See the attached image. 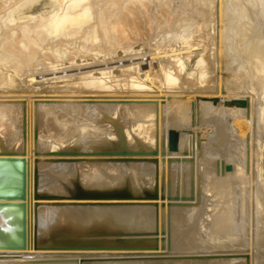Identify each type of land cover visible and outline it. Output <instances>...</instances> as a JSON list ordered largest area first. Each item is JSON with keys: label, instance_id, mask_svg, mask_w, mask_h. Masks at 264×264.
Masks as SVG:
<instances>
[{"label": "bare ground", "instance_id": "obj_1", "mask_svg": "<svg viewBox=\"0 0 264 264\" xmlns=\"http://www.w3.org/2000/svg\"><path fill=\"white\" fill-rule=\"evenodd\" d=\"M29 1H27V2H29ZM34 1H36V0H34ZM50 1L53 2L55 0H50ZM62 1L64 2V6L62 5L63 2H62V4L59 2V0H57L56 2H59L61 4V7L59 6L60 10H61L62 6H63V8H65V10L62 9L61 10L62 12L60 13L59 10H56L58 7L55 6V4H53L54 8L57 7L54 11L55 12L58 11L60 14H52V12H51V14L49 13L50 17L46 14V16H48L49 18L47 20L45 19L46 22H45V20H43L44 25L43 24L41 25L42 27L44 26V28L46 26V28L48 29V30L46 29L48 34L52 33V34H50V38H51V35H53V34H54L53 35L54 39H55V35H58L59 37H62V38L64 37V39H65L66 37H69V36H71V37L73 36V38H74L75 35L79 34V35H81L80 37L85 38V41L89 38L91 40H93L95 38L94 37L95 34L93 31L95 29H97V30H95L96 32L99 30L100 34H98V33L97 34L102 37L101 42H96L93 40L92 41L93 43L89 41L90 42L89 45L87 42H84L82 40L84 38H82V39L77 38L78 36L76 37V39L74 38L75 40L80 39L79 42L77 41L80 44V46H79V44H77L79 47H81L82 43H84L83 45H85V46H82V48L87 47V50L85 49L86 51H84L83 54H80L81 53L80 51H78L79 54L75 53L76 50H74V49L77 48V50H79L77 45H76V47L71 45L73 47L72 50L74 52L72 50H70V51H72V53H70V54L68 53V51H69L68 49H67L66 54H65V52L61 51L64 53V55H63L64 58H62L63 56H62V53L60 52V50H61V47L59 48L60 45L58 46V48L60 50H58V48H56L57 49L56 51L54 50L55 52H58L57 55H59V53H61L60 55L62 57H60V56H58V57L63 59L62 60L63 69L62 68L61 69L63 70V74L65 77L64 79H66L65 81L62 79L63 83L66 86L65 87L66 90L64 89L65 94L63 97H66L69 100L71 99L72 103L74 102V104L72 106L73 109L74 108L77 109V105L79 104L80 107H78V109L81 110L82 109L81 105H83V107H84V102L78 101V99L80 97L77 95L78 92H75V90L77 89V86L78 87L80 86V88H84V91H87L88 93L89 92L93 93V94H95L96 97L98 96L99 101L102 102V104H100V105H107L109 102H110L109 104L112 105V103L114 102L116 105V107L114 106L115 108H118V110H119V108H121L120 109L121 113L119 112L120 110L118 111L116 109V114H122L125 111V110L123 111V108H122L124 106V104H123L124 102L122 101L123 103H121L120 102L121 100L120 101L117 100V99L122 98V96L120 98L118 96L123 95L124 96L123 100H124V98L126 99V97H127L128 101L126 100V102L128 103L129 106L125 105L124 108L127 110L126 107H131V108H128V110L130 109V112H129L130 114L128 116V118H129L128 120L130 121L129 123H133L132 121H134V119L137 117H139L142 120V122H139L140 120H138L139 119L138 118L137 119L138 122L136 120L133 123L135 127L132 126V124L130 125L132 128L134 127L135 131L137 132L136 135H138V142L139 141L141 142V140H142L143 143L141 142L140 144L142 146L146 145L147 149L148 148L150 150L153 149V151H155V154L158 152V150L160 152H158V154L156 155L157 159H156L154 165L152 163H145L148 160L142 161V162H139L138 159H137L138 162L132 161V160L128 161L129 167L135 173L136 180H135V178L131 179L129 177L127 178L125 176L120 175L119 172L122 170L121 168L115 167L114 170H113V166H112V168H110L109 162H106L107 160H109V159H107L108 153L99 152L97 149H96V151H97L96 153L99 152L101 154L98 153L99 155L96 156L95 159L93 158L94 162L91 159L92 154L91 155L89 154L90 156L88 155L89 162L90 161L92 162V165L90 163V166L86 165V163H85V161H87V164H89L88 160L84 157L87 154L86 155L82 154L83 155V158H82L81 154L79 153V156H81L80 158L86 159L85 161L83 160V162L85 163V166L84 165L80 166L82 161L79 162L80 163L79 166H80V168L81 167L86 168V166H87V168L89 167L88 169L86 168V170H84L83 168L80 169L79 167H76V165L78 164V161L76 159H79V158H76V157H79L78 153H77L78 150H76V154L73 153V152H75L74 150H73V152L71 151L72 149L70 150L71 153L69 151L66 152V154H65L66 156H64V157L67 160L65 162L57 164V165L54 164L57 167L55 170L52 168V165L51 166L48 165V163L52 159V157H50V160L48 159L49 157L45 158V159L49 160L48 163L46 162L47 164H45V166L46 165H48V166H46L45 168L48 167L50 169V170L47 169L48 171H51V168H52L53 171H51V172H53V173L50 174L51 172L50 173L48 172L44 175L40 174L41 176L40 175L39 176L33 175V176H31L32 178L29 177V179L37 178V180L43 181V183L40 181L36 182L35 188H38V186H39V190L42 191V189H43L42 192L44 193V195L43 194L41 195L42 196V199H41L40 195L37 196L36 194L35 195L33 194L34 196H32V197H35V200H34V198H32L30 196L27 197L28 198L27 202H29L30 205L32 204L31 207L32 206L35 207L38 204H41V206L46 207V208H44L45 212L44 213H38L40 211L37 210V213H38L37 214L36 209H35V215L34 216H35L36 220H34V219L31 221L26 220L29 223L28 225H26V227L29 228L28 229V231H29L28 235L30 237L26 239L25 247L18 248V249L0 250L1 251L0 252V264H181V262L184 264H193V261H187L186 262L183 260H178V259L176 260L177 256L173 255L172 252L174 253L176 250V254L178 251V255H179V252H180L179 250H182V252H184L186 249H188V251H189V249L190 250L191 249L192 250L201 249L203 251L204 250L207 251V249H209V250L213 251L214 249L218 248V246H217L218 244L223 245L224 250H226V248L229 247L230 245L234 246V247L230 246V248H232V250H235V249H233L235 247L237 249L238 246H240L238 249L242 250L244 248V246H246L245 244H248L249 249H248L247 253L245 252V254L240 253V254L230 255L231 258L230 257H227V258L222 257L219 259H212L213 257H211V254L208 257V254L206 253L207 255L206 254L202 255V256H204L202 258L204 262L200 261L202 264H210L211 262L212 263L215 262V260H216L217 264H264V189H262L264 187H263V185L261 186L258 183V181L264 180V170H262V169H264V164H261L262 167L260 169L259 174H257L258 175L257 178L255 177L256 175H255V171L253 169L255 167V166L253 167V163H255V161H257V159L259 158L258 155L260 156L261 154L260 153L256 154V152L253 151L251 148L248 150L247 146L249 145V142H248L247 146L243 142L242 149H240L238 151H235V149H232L229 147L227 148V146L224 147L225 146L224 137H227L228 133L231 132V135H232V133H234L235 138H236L235 141L237 142V140H241L242 138H244L246 136V134H248L250 132V128L252 125L254 126V127L253 126L252 127L255 128V131L258 130L257 129L258 127L260 128L259 129L260 131L259 130L256 131L257 132L256 135H258V137L261 138L260 141L262 139L264 140V121L262 119L264 117V105H262V103L264 102V93H263V90H264V44L260 43L259 41L258 42L255 41V42L249 44V45H251L250 51H251V54H253L254 64H255V66H254V64L251 63L253 68L250 67L251 65H249V67L253 70L255 67L254 72H253V70L251 72V69L248 70L249 68L247 69V65L249 64L248 62L245 61L247 63V65H245L246 63L243 64L244 61L242 60L243 62L242 61L240 62L236 58V56L238 57V55H235L237 53V51L241 52L240 50L237 49V48H239V43L237 41L238 40L237 38H239L241 35H246L249 33V29H247V23L248 22L246 23L243 20H240V22L239 21L237 22L238 14L240 12H241L240 14L243 13L245 15V16L243 15L244 19L248 15H252V16H256V17L258 16L259 18H261V17L264 18V0H248L247 2L249 4V9L246 11H245V9L243 10V4L247 3L244 0H243L244 3L242 2V0H184V1L181 0V3H183V6H184V8H182L183 11H187V13H188V11L193 12L192 15L190 14L191 12H189L190 16L187 14H184V16L185 15L188 16V17H186L188 22L187 21L186 22L189 23V25L192 22V24L190 25L192 27L187 25L185 20H182L181 18L177 19L179 14H177L178 16L175 14H174L175 16H173V17L177 16L176 17L177 20H179V21L182 20L183 22L186 23V24L184 23V25H183L184 27L187 26L186 30L183 26H181V27H183L184 30L187 31V33L189 30H190V32H192L193 30L196 31V30H201L202 27L204 28L205 24L207 25V23H205L206 22L205 20L211 19V20H213V22H215V26L217 25V27L212 28V24L208 25V27H209L208 31H210L208 33L214 34V32L216 31V33H218L219 35L224 34L223 36L226 37L228 42L226 43V45L224 44V46L223 45H221V46L218 45V46L224 47V49L222 48L223 50L228 49V46L231 48V50L232 49H234V51L236 50L235 54H232V56L235 55L233 59H234V61L235 60H237V61L234 62L232 60L233 61L232 63L235 64L239 61V63H237V64H239V66L237 67V64L235 66L238 69L235 68L234 71L236 73V70L240 69L241 72H239L240 70L237 71V73L239 72L240 74L238 73L239 75L236 77H241L243 79V81L247 84V86H249L246 88L242 87V91L244 93L241 91V89L239 90L238 87H236L237 86L236 85L237 83H235L236 81L231 80V79H227L225 77V74H224L225 72L223 73L221 70L217 73L216 70H215L216 71L215 72L213 69H211V67L209 65L211 64V66H212L213 63L210 61H209L210 64H208L209 62L206 61V63L208 64L207 66H209V69H211V71L213 70L215 73L208 70V67L206 68V66L204 65V63H205L204 61L208 58L210 59V57L206 58L208 55L207 56L205 55L204 57L206 59H203L204 61L201 60L204 57L200 56L198 58V56L196 55L197 51H194L197 49L196 48L192 49L193 48V46H191L192 44H190L191 47L189 46V44H187L186 47L182 48L179 52V54L181 55V58L183 60H185V62L187 61L186 62L187 64L185 63L183 65H185L186 67H187V65L189 67L192 65L193 66L192 68L194 69L193 71L195 74L196 73L195 67L200 66L198 64L203 63V65L205 67H203V65H202V66H200V68L203 67L205 70L207 69V72L214 73L213 76H211L212 74H209L206 72L205 76H207V74H208V76H210V77L203 78V80L201 78L198 79L199 78V75L197 74L198 72L196 73L197 74L196 76H198V78H196V76L193 77V76H191L192 71L189 72V73H191L189 75L187 73V71H190L191 68H189V69L187 68V70H183V71H186L187 75H185L186 73L184 72L185 74L184 73L183 74L185 76L184 75L182 76V77H185L186 79L181 78L182 80L184 79V81H183V83H179L181 81L179 78L180 72L178 70H179V68H181L183 66L181 65V67H179V68L177 66L180 63L179 62L177 63V61H176L177 53L175 52L174 45L172 44V39H168V41H169L168 42L169 47L167 46L168 48L166 47L167 40H166V42L163 41L165 43V47L167 50L163 49L164 44L161 45L162 46L161 48L166 51V56L168 57L167 59H169V60H165V62L162 60L164 63H158L157 62V64H156L155 59H153L155 61V62H152L153 64L149 63L148 61H147L148 63L147 62L143 63L142 62L143 57L141 58L142 61L137 60L138 54H140L141 50H142V49L140 50V48L138 49V47H141V46L137 47V45H138L137 41L139 40L138 43H140L141 40L144 39V41L142 43V47L145 46L148 49L150 46L154 45V43L151 42V41H153L152 29L155 26L157 28L158 23L161 20H163V19H159V16L161 15L164 17L165 16L164 14L167 11H168V15L166 14L167 17L171 14V12H169L170 10L165 9L166 12H165V10H163L164 8H168L167 3L164 4V2H163V5L160 6L162 3L161 0H62ZM156 1H160L161 3L158 4V3H156ZM163 1H167V0H163ZM169 1H171V4ZM169 1H167V2L170 5L169 6L170 9H171V6L173 5V3L177 2V3H179L178 5L181 4L179 2V0H175V1L173 0L174 1L173 3H172V0H169ZM202 2H204V3H202ZM155 3L160 6V9H157L154 7V6H156ZM23 4H24V2H23ZM5 5H3V3L0 0V11L4 10ZM164 5L167 7H165ZM176 6H173V7H176ZM181 6H182V4L180 5L179 8H181ZM194 6H196L197 9ZM201 7L205 8L206 10H209V16L211 15L212 17L210 16L209 18H207V16H206V18H207L206 19L204 16L205 15L204 13H206V12H203L200 9ZM161 8H163V9H161ZM247 8H248V6H247ZM177 9H178V6H177V8L174 9V10H176L175 12H178V10L180 11V9H178V10ZM182 9L179 12V13H181L180 17L183 16L182 15V12H183ZM184 9H186V10H184ZM172 12H173V10H172ZM175 12H173V13H175ZM30 13L31 12L29 11V14ZM21 14L22 13H20V15ZM1 16H3V14ZM24 16H25V14L23 13L22 19ZM216 16H217V18H216ZM218 16H222V18H224L222 20H227V22H229L228 23L229 25L228 24H227L228 26L225 25L227 23L225 21H224L225 22L224 24L221 23L222 20H220L219 23L223 24V27L219 28L220 26L218 27V24H219L218 23V20H219ZM200 17H201V19H202V17H203V19L205 18V20L204 21L201 20ZM171 18H172V16H171ZM255 18H253V21ZM259 18H258V21H259ZM8 19H11V18H8ZM183 19H185V18H183ZM248 20H250V19H248ZM10 21H12V19ZM172 21L174 22L173 18H172ZM179 21H177L179 23L178 25L181 24V22H179ZM21 22H20V24L18 22L17 23L18 26H16V27H14V25L12 27V25H4V23H0V86H2V85L4 86V87H2L4 89L1 90L2 93L0 92V137H1V139L4 138V140H5V138H8V136L11 137V134L7 135V133L11 132V130H13L14 125L11 124L15 121V120H13V122L11 121L12 115L14 114L13 112H15V110L19 111L18 108H20V106L22 108L23 105H24L23 109L25 108V105H27L26 109H24L25 111L23 109H20L21 111L22 110L24 111V114H26L25 112H27L28 109H31V106L29 107V105H31L33 102H31V104H29V105L24 103V102L27 99L28 100L30 99V101L34 100L35 97L37 96V94H36V96L34 95L35 90L34 91H32V90L34 89V86L36 85L35 79L38 80V78L36 76H35L36 78L34 77L33 73H32L33 77H34L33 81H30L32 78L31 79L29 78L30 80H27V78L24 75H22V76H24V78H26L25 80H27L28 90L16 89V91H14L15 89L13 90V88H12L13 86L8 87V90L7 89L5 90V87H6L5 85L9 86L10 82L13 83V80L12 81L9 80L10 82L8 83L7 82L8 79H7V81L6 80L4 81L2 79L3 78L2 75H4V74H2V72L6 68V66H4V65L7 64L10 68H13L10 66L11 64L14 67H16V65H17V67H16L17 70L19 69V67H21L22 69L24 68V70L30 69L31 71H33L35 73V75L39 76V79H42L41 77H43V76L49 77V74H48V76H46V74L48 72V70H47L48 68L46 66L52 65V63H50V62H48V63H50V65L47 64V62L44 60L45 58H47V57L43 56L46 53V51L42 55V53H43L42 48L45 46L44 43H46V45L52 44V42H49V43L46 42L45 39L47 37H45L46 36L45 34H44V37H42L45 30H44V32H43V30H41L43 32L41 35L40 29H38L41 27V26L39 27L40 24L36 23V25H35L33 23L34 24L33 25V24H31V21H30V23H28V22L27 23L26 22L21 23ZM32 22H34V21H32ZM64 22H65V24H64ZM177 22L175 20V24L173 23V25L176 26ZM262 22H263V20H262ZM40 23H41V21H40ZM250 23L252 24V28H253V26H254L253 22L250 21ZM250 23H248V24H250ZM259 23H261V21ZM257 25L258 24H256V26H255L256 28H257ZM225 26L229 28V30L226 29L227 32H225V30H224L226 28ZM259 27L261 28V26L258 25V28ZM173 28L175 29L174 26H173ZM177 28H179V26H177ZM191 29H192V31H191ZM259 29H257V30L260 31L261 29L260 30ZM153 30H156V29H153ZM211 30H215V31L211 32ZM195 31H193V32H195ZM221 32H223V33H221ZM197 33H199V31ZM197 33H196V35H197ZM260 33H261V31H260ZM263 33H261V34H263ZM36 34H37V36H36ZM60 34H61V36H60ZM111 34H114L116 36V38H113L112 36H114V35H111ZM184 35L186 36L188 34L184 33ZM35 36H36V38L37 37L40 38L39 40H41V41L38 42V39L34 40ZM161 36H163V35H161ZM71 37L69 39L72 41ZM193 37L195 38V36H193ZM225 37H223V38H225ZM41 38L44 39L43 40L44 43H42L43 41ZM62 38H61V40H60V38H58L60 40V42L62 41ZM174 38H173V40H174ZM177 38H175V41ZM48 39L49 38H47V41H48ZM52 39H50V41H52ZM58 39H57V41L59 43ZM226 39H225V41H227ZM98 40L100 41V39H98ZM198 40L199 39H196V42ZM210 40H212V39H210ZM210 40L208 41L207 44H209ZM262 40L264 41V35H263ZM262 40H261V42H262ZM34 41H36V42H34ZM55 41L56 40H53V42H55ZM57 41H56V43H57ZM67 41H68V38H66V43L71 42V41H68V42ZM161 41H162V39H161ZM205 41H206V39L205 40L203 39V42L200 41V43L202 42L200 45L203 44L202 47L204 46ZM37 42L38 43L41 42L43 47L38 45ZM80 42H82V43H80ZM35 43H37V44L35 45ZM62 43H60V44H62ZM72 43L74 44L76 42L73 41ZM86 43H87V45H86ZM151 43H152V45H150ZM158 43L161 44V42H158ZM37 45L40 46L41 48H38ZM53 45L55 46V43H53ZM67 45H69V44H67ZM205 45H206V43H205ZM71 46H69V47H71ZM62 47L65 48V45ZM145 47H143V48L145 49ZM157 47H160V46H157ZM202 47H201V50H202ZM244 47H246V46H244ZM247 47H249V46H247ZM250 47H249V49H250ZM147 48H146V51H147ZM242 48H243V46H242ZM40 49H41L42 53L40 52ZM128 49L129 50H135L133 52V54L135 56L134 58L131 57L132 54L128 55V52H127ZM154 49L155 48H153V50L152 49H149V50L154 51ZM213 49H214V47H213ZM222 49H218L216 51L213 50V52H217V51L220 52V50L222 52L223 51ZM239 49H241V48H239ZM249 49L246 50V52L247 51L250 52ZM156 50H157V48H156ZM158 51H160L159 52L160 55L163 54L161 52V50H157V51H154V52H157L156 55L158 54ZM165 51H163L164 54H165ZM225 51H227V50H225ZM234 51L232 50L231 52L234 53ZM242 51H243V53H246L244 50H242ZM149 52L151 53V51H149ZM223 53H225V52H223ZM223 53H221V54L223 55ZM54 54H56V53H54ZM164 54L162 55L163 57H164ZM227 54H228V52H227ZM227 54H224V55L226 56ZM239 54L241 56L242 53H239ZM153 55L156 56L155 54H152V53L150 55L148 53V56H147V52L145 53L146 58L151 56V57H149L151 59L153 57ZM158 55L156 57L160 58L161 56H158ZM224 55H223V57H225ZM244 55L245 54H243V56ZM217 56H221V55L218 53V55H216V58H217ZM114 57H116V59ZM212 57L213 56H211V58ZM251 57H252V55H251ZM3 59L8 60L10 62V65L8 64V61H7V63L3 62V61H5ZM50 59H52V56ZM53 59H55V58H53ZM138 59H140V57ZM150 59H149V61H150ZM163 59H165V58H163ZM59 61H61V60L59 59ZM166 61H168V62H166ZM171 61L172 62L176 61L175 63L177 65H174ZM56 63H57V61H56ZM56 63H54V65ZM57 65L58 64H56V66ZM52 66H51V68L50 67L49 68L52 69ZM60 67L56 68V69H58V72H59ZM184 67H183V69H186ZM3 68H4V70H3ZM203 68H202V70H203ZM52 71H56V70L53 68ZM52 71H50L49 73H52ZM180 71H182V70H180ZM198 71L200 74L201 71L199 69H198ZM23 72L21 71V73H23ZM11 73H14V72L11 71ZM27 73L29 74L30 72L28 71ZM32 74H30L29 76H31ZM59 74H60V77L63 76L61 72H59ZM25 75L27 76V74H25ZM16 76H17V74H16ZM53 76H51L52 80L50 78L49 79L45 78V80L48 79V81H46V82H49V80H50L49 83H51L54 80ZM202 76H203V74H202ZM7 77H9V76H7ZM200 77H201V75H200ZM17 78H19V80H20V77H17ZM55 78H56V76H55ZM21 80H22V78H21ZM42 80H43V82L45 81L44 77ZM42 80H41V82H42ZM252 81H253V83H251ZM41 82L37 81V84L41 83ZM187 83L192 85V87L188 88ZM233 84H235V85H233ZM49 85H52V84H49ZM59 87H61V86H59ZM201 88L205 91H202ZM56 89H58V88H56ZM60 89L61 88H59V90ZM120 89H123V92L121 91L122 94L118 95V93H119L118 91H120ZM54 90L55 89H53V91ZM63 91H60V92H63ZM80 91H82V90H80ZM198 91H202L203 93L205 92L204 96H203L202 92L197 93ZM193 92H195V93H193ZM239 92H241L242 94H239ZM52 93L53 92H51V94ZM58 93L59 92H57V96L61 97L62 94L58 95ZM82 93H83V91H82ZM31 94L33 96H30ZM185 94H193V97H195L194 100H191L190 102L189 101H182L181 100L182 96ZM200 94H202V95H200ZM220 94H222V96ZM243 94H244V98H243ZM246 95H247V97H245ZM95 96L93 97V100L96 99ZM225 96L228 99H230L229 100L230 102H228V103L225 102V101H228V100H225ZM42 97H40V98H42ZM55 97H56V95H55ZM60 97H59V99H60ZM222 97H224V98H222ZM31 98H34V99H31ZM36 98L39 99V97H36ZM52 98H53V96H52ZM38 99H36L37 102L39 101L38 102L39 106L37 105L38 107L42 106L43 104H45L48 101L50 102V100H52V101L56 100V98L55 99L54 98L53 99L48 98L49 100L46 99L48 101H45V103H44L43 101L45 99H43V101H42L43 103H42L41 99L40 100H38ZM90 99L91 98H89V100ZM60 100H62V102ZM60 100H56V102L60 101L59 102V103H61L60 105H62L63 103L66 102V100H65V102H63L64 98L63 99L61 98ZM87 100L88 99L86 98L85 101H87ZM210 100L216 103L215 105L213 104L216 109L221 107L223 109V112L225 109L224 116L226 115L225 118H227V121L224 120L226 122V124L225 123L224 124L229 129L225 133H224L225 128H224V130L221 128V125H223V123L220 125V127H216V125H215V127L213 126V128L210 129V131L208 130L209 132H207V129L209 128V126L211 127L213 124H216V122H214L213 119L216 118V116H217L214 112L215 108L213 110L212 109L213 107L212 108L209 107V106H211ZM222 100H225V101H222ZM52 101H51V104H52ZM81 101H82V99H81ZM90 101H92V100H90ZM99 101H97V102H99ZM103 101L106 102V104L103 103ZM40 102L42 103V105H40ZM92 102L94 103L96 101H92ZM101 102H99V103H101ZM118 102H120V104H123V105L122 106L118 105ZM231 102L232 103L234 102V103L231 104ZM75 103H77V104H75ZM80 103H83V104H80ZM96 103H94V104H96ZM54 104H53V106L52 105H50V106H52V108H53V107H55ZM32 105H34V103ZM64 105L66 106V104H64ZM64 105H62V106H64ZM67 105H69V107H67V108H69V110L71 111L72 109L70 108V102H68ZM97 105L99 106L98 103H97ZM117 105L120 107H118ZM188 105H190L191 109L193 108L192 110H194L193 111L194 115L199 118V119L197 118L199 120L198 121L199 124L198 125L195 124V126H198V129H201V130L206 129L207 138H206L205 134H203L205 136V139H206V140L204 139L205 141L204 140L203 141L213 143L210 146L207 145L206 151H204V149H201L202 153H203V151L205 152V154L204 153L202 154L200 152L204 156L203 158H201L202 155H201V157L198 154L195 155L196 151L199 149V148H195L196 146L192 147L193 148L192 150H191V147L189 149H185V152L187 154L189 152L193 151L194 155L193 154L192 155L195 156L194 160L199 157V159H198L199 163L201 165L206 164V168L204 167L205 170H203V172H201L202 170H200V167H202L204 165L200 166V164L198 163L197 160H196V162H194L195 164H193L192 161L187 163L186 158L183 157L184 152H182V146L185 144L184 143L185 139H186L185 136L189 132L187 134H185V133L181 132L185 128L182 130L181 126L178 129L175 127V126H178V125H176V123H179V121H178L179 119H177V118H179L180 116L178 115L179 116L178 117L176 114H174V112L179 110V112H181V114L183 113V115H185L188 112L190 115L191 113H190V108L188 107ZM217 105H218V107H217ZM43 106L44 107L48 106L46 108L48 110L49 109L52 110V112L50 110L48 112L47 109H45ZM43 106L42 107L46 110V112H48L49 115H51L55 112L54 109H57L56 108L57 105L53 109L49 108L50 107L49 104L48 105L45 104ZM107 106H108V108L110 107L109 105H107ZM34 107L36 109H38V107H36L34 105L32 110L34 109ZM64 107H61V106L59 107V104H58V108H61V111L59 113L63 112L62 108H64ZM102 107L104 108V106H102ZM111 107H113V106H111ZM114 107H113V109H114ZM43 108L42 109H41V107L39 108V109H41V112H40L41 114H39V112H37L38 110L37 111H36V109L34 110V112L38 113L37 114L38 117H39V115H41V117H42L44 115V113H46V112L43 113V111H42V110H44ZM221 108H220V110H222ZM76 109H74V110L76 111ZM105 109H107V108H105ZM109 110H111V108ZM21 111H19V112H21ZM107 111H108V109H107ZM127 111H125V112H127ZM209 111H212L211 115H213V113L215 114L214 115L215 117L214 118L212 117L213 119L211 117L208 118ZM232 111L234 113H231ZM16 112L14 115L19 114ZM42 113H43V115H42ZM21 114H22V112H21ZM75 114H77V113H75ZM217 114H218V116L219 115L221 116V112L217 113ZM122 115H124V114H122ZM173 115H176V116H173ZM211 115L209 114V116H211ZM17 116H19V115H17ZM24 116L26 117V115H24ZM55 116H53V117H55ZM63 116H61V117H63ZM124 116L126 117V115H124ZM14 117L15 116H13V119H16V118L18 119V117H15V118ZM49 117H52V116H49ZM56 117H58V116H56ZM185 117H184V119H185ZM222 117H223V115H222ZM19 118H20V116H19ZM45 118H46V116H45ZM258 118H261V119H259L260 121L257 122L258 126H256L257 123L255 122V120H258ZM20 119H18L19 122H20ZM33 119H35V118L33 117ZM46 119L48 121L50 120V123L48 122L50 125H51V123L53 124L54 121H56V119L54 120V118H52V119L46 118ZM40 120H41V118L39 119V121ZM58 120L56 123H58ZM60 120H62V119H60ZM193 120H195V119L193 118L192 121ZM200 120H202V122ZM221 120H223V119L221 118ZM17 121H15V123H17ZM181 121L183 124L184 121L183 120H181ZM187 121H188V118H187ZM190 121H188V122L190 123ZM252 121H254V123ZM66 122H68V121L66 120ZM45 123H46V121H45ZM210 123H212V124H210ZM217 123H219V122H217ZM49 124H47V126ZM28 125H29V123H28ZM95 125H97V124H95ZM179 125H181V124H179ZM186 125L184 127H186ZM191 125H192V123H191ZM56 126L57 125H55V127ZM59 126H60V124H59ZM64 126H62V127H64ZM217 126H218V124H217ZM29 127H30V125H29ZM96 127H100V126H96ZM71 129L73 130V127L70 128V131H71ZM98 129L101 130V128H98ZM55 130H53L51 133H53ZM106 130H107V128H106ZM178 130H180V131H178ZM252 130H254V129H252ZM68 131H69V129H67V131L65 132L66 134L64 133L63 135H66V137H68V138L70 137V134L72 135L74 133L73 135H75L76 130H74V132L70 133V134ZM80 131H82V129ZM80 131H78V133H77L78 136L80 135L79 134ZM96 131L97 130H95L94 134L96 133ZM135 131H134V133H136ZM59 132L62 133L61 131H59ZM193 132L196 133V131H193ZM60 133H59V135H60ZM67 133L69 134V136H67ZM199 133L200 132H198V134ZM4 134H6V135H4ZM54 134H56V133H54ZM54 134H52V135L54 136ZM81 134H83V133H81ZM193 134L192 135L190 134V136L195 135V134L194 135ZM2 135L5 137H3ZM13 135H15V134H13ZM13 135H12V137H13ZM59 135H57V136H59ZM73 135H72V137H73ZM199 135H200V137L203 136L201 134H199ZM91 136H93V135H91ZM198 136H197V138H198ZM139 137L141 139H139ZM195 137H196V135H195ZM229 137H231V136H229ZM256 137L254 136V138H256ZM35 138H37V136ZM125 138H126V136H125ZM201 138L203 139V137H201ZM201 138H199V140H202ZM248 138H249V136H248ZM9 139L10 138H8V140L6 139L5 141L9 142ZM39 139H40V137H39ZM51 139H52V137H51ZM56 139H59V138H56ZM79 139H81L79 142L83 141V139L81 137ZM60 140H57V142H59ZM196 140L197 139H195V141ZM226 140H228V139H226ZM13 141H11V142H13ZM33 141H35V140H33ZM61 141H60V143H61ZM68 141H69V139H68ZM232 141L233 142H231L232 144H230V145L233 146V148H234V146H235L234 144L236 142L234 140H232ZM255 141H256V139H255ZM260 141H257L258 144H260ZM14 142L12 143V144H15L13 146H11L12 144L9 142L11 147L9 146L8 148L12 149V148L16 147V141H14ZM55 142H56V140H55ZM200 142L201 141H199V144H200ZM204 142H201V144ZM9 143H7V144H9ZM17 144H18V140H17ZM24 144H25V142H24ZM53 144L50 143V145L54 146ZM1 145H2V143H1ZM18 145L16 148H14L15 151H18V150L21 151L20 149H22L21 153H24L26 151L24 153V155H26V153L29 152L28 156L32 154L35 157V155H36L35 153L37 151L38 152L40 151V149L38 148L40 146L38 144H37L38 147L36 146L37 148L31 147V146H34L33 144H30L31 146L26 144V145H24V148H23V147H21L22 146V144H21V146H19V147H21L20 149H18ZM50 145H49V147H50ZM194 145H196V144H194ZM4 146L5 145H3V147ZM238 146H240V145H238ZM3 147H2V149H4ZM27 147L32 148V149L29 150ZM54 147H56V146H54ZM144 148H145V146H144ZM155 148L156 149L159 148V149L156 151ZM263 148H264V146H263ZM0 149H1V147H0ZM34 149H37V151L36 150H35L36 152L33 151ZM149 149H148V151H149ZM9 151H11V150H9ZM15 151L12 153L11 152H8V153L15 154ZM44 151H45V148H44ZM38 152H37V154H38ZM47 152H48V149H47ZM94 152L95 151L93 150V152H90V153L94 154ZM8 153L4 152V153H2V155L8 154ZM16 153H18V152H16ZM21 153L20 154L18 153V155H20V156H18L16 154H15V156H17V158H19V157H21L22 159L25 158V156H23ZM41 153H40V156L42 157ZM263 153H264V151H263ZM42 154H45V153L43 152ZM72 154H74V158H76L75 160L73 159ZM53 155H51V153L50 154L48 153V156H53ZM7 156L9 158L10 155L8 154V155H6V157ZM40 156H38V157H40ZM44 156H46V155H44ZM147 156H148V154H147ZM2 157H4V156H2ZM31 157L34 158L33 156H31ZM112 157H113V159H115L114 156H112ZM222 157L224 158L223 162L220 161L221 160L220 158H222ZM14 158L12 157V159H10V158L9 159H10V161H13ZM17 158H15V159L17 160ZM21 158H19V159H21ZM98 158H101V159L98 160ZM200 158L205 163H201ZM1 159H3V158H0V161H2ZM36 159H37V157H36ZM42 159L43 158H41V162H42ZM154 159H155V157H154ZM6 160L7 159H5V161ZM38 160H40V158H38L36 161L38 162ZM10 161H9V163H10ZM30 161H31V159H30ZM36 161H35V163H36ZM79 161H80V159H79ZM32 162H31V164L33 165L34 162L33 163ZM41 162H40V164H41ZM116 162L117 161H115V163ZM13 163H14V161H13ZM27 163H30V162H27ZM27 163H26V165L28 166L29 164H27ZM44 163H45V161H44ZM225 163H227V165L230 163V165H228V166L226 165V167H225L224 166ZM38 164H39V162H38ZM50 164H52V162ZM126 164H127V162H126ZM160 164H161V166H160ZM32 165H30V166H32ZM54 165H53V167L55 168ZM42 166L44 167L43 163H42ZM229 166H231V167H229ZM32 167H35V164ZM151 167H153V168L158 167V170H159V174L156 176L155 180H153L151 178L150 174L148 175L149 177H147V179L149 178L147 181H149L150 186L153 187V199L155 201L152 199H149V198H147V199L143 198V195H144L143 191L146 192L147 189L145 187L139 185V183L137 181L139 173L141 171L142 172L143 171H149L150 169H152ZM188 167H189L190 171L186 170ZM27 168L28 167H26L25 169L23 168L24 173H26V174L29 172V171L28 172L25 171V170H27ZM63 168L68 169L69 172L70 173L72 172V174H73L72 183H71L72 185L69 183L71 186H69L68 190L65 189L64 185L60 182L62 180V177L65 178V176H66V175H63L60 173V170ZM77 168H79L80 171H82V169H83L84 172L82 174H79L81 172L77 171ZM174 168L179 169V171L178 172L174 171L175 170ZM225 168H227V169H225ZM229 168L231 170H229ZM183 169H185L184 173L185 174L187 173L186 174L187 176L184 175L185 177H183V175H182ZM28 170H29V168H28ZM47 170H45V171H47ZM87 170H88V172H86ZM255 170H257V169H255ZM0 171H2V170L0 169ZM215 171L217 172L216 174H215ZM2 172L5 174V171H2ZM2 172H1V175H4V174H2ZM9 172L8 173L11 175V174L15 173L16 171L15 172L9 171ZM199 172L201 173L199 176L201 178L198 177L199 180L197 181V183L194 185H193V183L192 184L188 183V185L191 188L183 189V187L181 186V185H183V183L178 186V183L180 180H182V177L186 178V177H189L190 175L196 176ZM6 173H7V171H6ZM249 173H251L252 176L255 177L254 179H258V178H260V179L258 181L252 179V181L248 185L247 184L242 185V181L244 179H246V177ZM58 174H59V179H57L58 180L57 181V180L53 179V177L55 176L58 178ZM13 175H11V176H13ZM19 175L20 174H18V173L16 174V176H19ZM22 175L25 176V174H22ZM29 176H30V174H29ZM0 177H2V176H0ZM5 177H7V176H5ZM4 178H3V180H4ZM60 178H61V180H60ZM53 180L58 182V184L55 183V181H53ZM160 180H161V182L159 183ZM27 181L28 180H26V184L28 183ZM52 181L55 183V186L52 185L53 183L50 184ZM31 182H33V181H31ZM31 182L29 181V183H31ZM2 183H4V185L6 187L5 182H2ZM8 183H9V181H8ZM37 183H39V184H37ZM40 183L45 184V185L47 184L48 187L47 186L46 187L47 188L50 187L49 189L52 188L53 190H55L56 192H54L52 190L55 194L51 190L47 189L46 187L45 188L47 190H49L48 192L51 191V193L48 194V192H47L45 194V192L47 190L43 186H42L43 188L41 187L42 189H40ZM236 183H241V185L237 186L239 184H236ZM16 184H18V183H16ZM21 184H22V182H21ZM21 184H20V186H21ZM23 184H25V183H23ZM14 186H15V184H14ZM18 186L19 185H17V187ZM53 186H54V188H53ZM3 188H4V186H3ZM18 188H17V191L19 189H21V188H19V189ZM22 188H23V186H22ZM14 189L15 188H13V190ZM2 190L3 189H1V191ZM35 190L37 191L38 189H35ZM39 190L37 192H40ZM44 190H45V192H44ZM123 190H125V191L130 190V191L125 192V193H127L126 197L122 198L119 195L122 194L121 192ZM2 192L5 193V191H2ZM8 193H9V191H8ZM10 194H8V195H10ZM57 194H58V196H56ZM207 194L209 195V197L207 196ZM44 197H48L50 200H52V199L58 200L59 199V201L61 202V205L65 206L64 212L60 215V218L62 217L61 220H60V218L56 219L53 215H52V217H54V218L49 217L46 214V211L50 207L49 205H51V203L49 202V200H45ZM88 197H90V199ZM71 199H73V200L71 201ZM76 199H78V200L82 199V201L84 199V201L88 204L87 205L88 210L91 211V213H89V212L86 213L87 211L84 212L82 220H78L76 217L77 213L80 212L81 210H83V208L81 209L79 207L80 204L78 205L80 200L76 201ZM38 200H39V202L36 203ZM63 200H66L65 201L66 204L63 202ZM67 200L70 201V203ZM33 201H35V204H33ZM82 201H80V202H82ZM27 202H25V203H27ZM153 202H156V205H153ZM67 203H69V204H67ZM82 205H84V204L82 203ZM26 206H27V204H26ZM41 206H40V208H41ZM28 207H29V205H28ZM41 210H43V209L41 208ZM2 212L3 211L1 210V212H0V226L6 228L7 231H11L12 229L10 227H6V224H5V223H7V219H6V213L7 212L6 213L5 212L2 213ZM27 213L28 212L26 211V214ZM54 213H56V212H54ZM56 214L58 216V213H56ZM28 216L29 215H27L26 217H28ZM50 216H51V214H50ZM29 218L30 217H28V219ZM39 218H41V219L43 218L42 220H44L43 223L45 224L44 228H43V225L40 224V222L38 223ZM58 219H59V221H61V223H66L67 221H71L74 219L75 220L73 223H71L69 228H64V227L60 226L62 224H60V222L57 221ZM57 222H58V224H60L58 226H60L59 228H61V229L56 228ZM41 225H42L43 229H41ZM43 230H46V231L54 230V232L51 234L43 235L41 237V239H39L40 237L38 234L40 231H43ZM116 233H118L117 235H119V233H121V234L124 233V236H125V233L130 234V236H129L130 238L124 237V239H122L123 237L119 238V236H118L119 239L115 238L114 236ZM153 233L156 234V236H154ZM151 234L153 235V237H151V236L147 237ZM117 235H116V237H117ZM124 241H130V242H124ZM94 243H96V244L105 243V244H110L112 246H121V248L124 245H134L135 244V245H142L144 249L142 248L140 251L139 250L122 251L124 249H122L120 251H114L113 250L114 247L113 248L111 247V250H107V249L106 250H97L94 248H98V247L92 246ZM28 245L30 248L28 251L29 255L27 254L28 256L24 257V256H22V254L24 255V253H26V252H24V253H22V252L24 250H26L25 248L28 247ZM162 246L164 247L163 249H162ZM219 247H222V246H219ZM241 247H243V248H241ZM92 248H93V250H92ZM117 248H119V247H117ZM222 248H218V249L219 250L221 249V251H222L223 250ZM130 249L132 250V248H130ZM218 249H216V250H218ZM238 249H237V251H239ZM55 250H57V251H55ZM194 252L196 254V251H194ZM221 253L219 254V252H218L217 254L222 255ZM126 254L127 255L132 254V255L128 259L120 257V256H126ZM167 254H169V255H167ZM183 254L181 253L180 254L181 256H178V257H186V255L183 256ZM189 254H190V252H189ZM226 254H229V253H226ZM239 256H241V257H239ZM190 257H192V256H190ZM216 258H218V257H216Z\"/></svg>", "mask_w": 264, "mask_h": 264}, {"label": "rangeland", "instance_id": "obj_2", "mask_svg": "<svg viewBox=\"0 0 264 264\" xmlns=\"http://www.w3.org/2000/svg\"><path fill=\"white\" fill-rule=\"evenodd\" d=\"M18 1V2H17ZM21 1V2H20ZM27 1H29V0H1V2L3 3V5H5L4 6V10H2V11H0V23H4V25H12V27H13V25H14V27H16V26H18L17 25V23L19 22V24H20V22L21 23H30V21H31V24H35L36 25V23L37 24H40L39 25V27L43 24L44 25V21L43 20H47L50 16V14H51V12H52V14H60L62 11V9H64L65 10V8H63V6H64V2L62 1V0H59V2L62 4V2H63V6H62V8H61V10H60V8H59V6L61 7V4L59 3V2H56L57 0H55V1H50V0H36V1H34V0H30L29 2H26ZM34 1V2H33ZM162 1V3L160 2V1H156V3H158V4H160L161 3V5L160 6H162L163 5V2H164V4L165 3H167V6H168V8H169V4H168V2L167 1H169V0H167V1H163V0H161ZM175 1V0H174ZM173 0H172V3L174 2ZM182 1H184V0H182ZM245 2H247L248 0H244ZM244 1L242 0V2L244 3ZM7 2V3H6ZM23 2H24V4H23ZM37 2V3H36ZM56 2V3H55ZM170 2V4H171V1H169ZM179 2L181 3V0H179ZM19 3V4H18ZM155 3V5L156 6H154L155 8H157V9H160V6L159 5H157ZM177 3V2H176ZM173 3V5L171 6V9L173 10V12H175L176 10H174L175 8H177V6H178V9H180V11H181V9L182 8H184V6H183V3H181L182 4V6H181V8H179L180 7V5H178L179 3ZM202 3H204V2H202ZM29 4V5H28ZM52 4V5H51ZM53 4H55V6H57V7H55L54 8V5ZM57 4V5H56ZM59 4V5H58ZM175 4V5H174ZM21 5V6H20ZM23 5V6H22ZM28 5V6H27ZM177 5V6H176ZM165 6V5H164ZM167 6H165V7H167ZM173 6H176V7H173ZM246 6V7H245ZM247 6H248V8H247ZM173 7V8H172ZM196 9H197V7L196 6H194ZM200 7V6H199ZM20 8V9H19ZM57 8V9H56ZM161 8V9H163V10H165V9H167V10H170L169 12H171V16H172V18L174 19V22L172 21V18H171V16L169 15L168 17L166 16V14L168 15V11L166 12V10H165V16L163 17V16H159V19H163V20H159L158 22L160 23H158V27L156 28V26L153 28V29H156V30H153L152 29V33H153V41H151L152 43H154V45L156 46H160V47H155L154 45L153 46H150L149 47V49H152L153 50V48H155L154 49V51H157V50H161V52L164 54V52L163 51H165V50H167L166 49V47L169 45L168 44V39H172V44L174 45V48H175V52L177 53V55H176V61H177V63L179 62L180 64L179 65H177L175 62L176 61H174V62H172L174 65H177L178 66V68L179 67H181V65L184 67L185 65H183V64H185L186 62H185V60H183L182 58H181V55L179 54V52H180V50L182 49V48H185L186 47V45L187 44H189V46H190V44H192L191 46H193V48L192 49H197V50H194V51H197L196 52V55L198 56V58L200 57V56H202V57H204L205 55L207 56L206 58H208V57H210V59L208 60V59H206L205 57L204 58H202L201 60H203V59H206L204 62V65L206 66V68L208 67V70H210L211 71V69H213L214 71L216 70L217 71V73L219 72V71H221L222 70V72L225 74V77L227 78V79H231V80H234V81H236L235 83H237L236 85V87H238V89L240 90L241 89V91H242V87L244 88H246V87H249V86H247V84L243 81V79L241 78V77H236V76H238L240 73L239 72H241V70L239 71V70H236V73H237V71H239L237 74L235 73V71H234V69L236 68L235 66H236V64L237 63H239V61L241 62L242 60L244 61V63L243 64H245L246 62H248L249 64L247 65V63L245 64V65H247V69L248 70H250L251 68H253L252 67V65H251V63L252 64H254V58H253V54H251V45H249V44H251V43H253V42H255V41H259L260 43H262V44H264V41L262 40L263 39V35H264V18L263 17H261V18H259L258 16L256 17V16H252V15H248V16H246L245 17V19H244V14L242 13V14H238V18H237V22L239 21L240 22V20H243V21H245L246 23L248 22V23H250V21L251 22H253V24H254V26H253V28L256 26V24H258L259 26H261V30L258 28V25H257V28L255 27L254 29L252 28V24L250 23V24H248L247 23V29H249V33L248 34H246V35H241L239 38H237L238 40V43H239V48H241L242 50H244L245 52H246V50H248L249 49V47H250V49H249V51L250 52H246V53H243V51L241 50V49H239V48H237L238 50H240L241 52H238L237 51V53L235 54V52H236V50L234 51V49H232L233 51H234V53H232L231 51V48L228 46V49H225V50H227V51H225V50H223L224 49V47H220L221 45H223L224 46V44L226 45V43L228 42V40L226 39V37L225 36H223L222 34L221 35H219L218 33H216V31L215 30H211V32H214V34H211V33H208V32H210V31H208V25H210V24H212V28H216L217 27V25L215 26V22H213V20H211V19H208V20H205V18H206V16H207V18H209L210 16H209V10H206L205 8H200L203 12H206V13H204L205 15V18L203 19V17H202V19H201V17H200V19L201 20H205L206 22L205 23H207V25L205 24V26H204V28L202 29L201 28V30H193V31H195L196 33L199 31V33H197V35H196V33L195 32H193L192 31V29H191V31L192 32H190V30L188 31V33H187V31H185L186 30V27H184L183 25H184V23L187 21L188 22V20L186 19V17H188V16H184V14H187V15H189L190 16V14L192 15L193 14V12H191V11H188V13H187V11H183V9H182V11L184 12H182V15L184 16H182V17H180L181 16V13H179L180 11L178 10V12H175V13H173L172 12V10L169 8ZM59 10V12L58 11H54V10ZM199 9V8H198ZM208 9V8H207ZM245 9V11L246 10H248L249 9V4H248V2L247 3H245V4H243V10ZM63 10V11H64ZM162 10V11H163ZM184 10H186V9H184ZM214 10V9H213ZM212 10V11H213ZM29 11L31 12L30 14H29ZM67 11V10H66ZM34 12V13H33ZM65 12V11H64ZM186 12V13H185ZM189 12H191L190 14H189ZM214 12V11H213ZM20 13H24L25 14V16L23 17V19H22V14L20 15ZM50 13V14H49ZM3 14V16H1ZM46 14L49 16H46ZM177 15V14H179V16H178V18L177 19H179V18H181L182 20H185V22H183L182 20H177L176 19V17H173V16H175V15ZM208 14V15H207ZM213 14V13H212ZM29 15V16H28ZM244 15V16H243ZM10 16V17H9ZM45 17V18H44ZM161 17V18H160ZM167 17V18H166ZM212 17V16H211ZM219 17V20H218V23L220 22V20H222V19H224V18H222V16H218ZM249 17V18H248ZM251 17V18H250ZM256 17V18H255ZM8 18H11L12 19V21H10L11 19H8ZM21 18V19H20ZM38 18V19H37ZM165 18V19H164ZM183 18H185V19H183ZM206 18V19H207ZM216 18H217V16H216ZM253 18H255L254 19V21H253ZM258 18H259V21H258ZM248 19H250V20H248ZM25 20V21H24ZM39 20V21H38ZM46 20H45V22H46ZM175 20H176V22L177 21H179V22H181V24L180 25H178L179 23L177 22V24H176V26L175 25H173V23L175 24ZM190 20V19H189ZM262 20H263V22H262ZM24 21V22H23ZM32 21H34V22H32ZM36 21V22H35ZM40 21H41V23H40ZM169 21V22H168ZM227 22V20H222L221 21V23H225V22ZM261 21V23L263 24H261V23H259ZM10 22V23H9ZM39 22V23H38ZM43 22V23H42ZM167 22V23H166ZM186 22V23H187ZM257 22V23H256ZM6 23V24H5ZM183 23V24H182ZM185 23V24H186ZM214 23V24H213ZM221 23H219L218 24V27L219 28H222L223 27V24H221ZM229 22H227L225 25H227ZM256 23V24H255ZM33 24V25H34ZM64 24H65V22H64ZM157 24V23H156ZM192 24V22L190 23V25ZM187 25H189V23H187ZM189 25V26H190ZM229 25V24H228ZM227 25V26H228ZM164 26V27H163ZM173 26L175 27V29L173 28ZM177 26H179V28H177ZM181 26H183L184 28H185V30H184V28L183 27H181ZM42 27V26H41ZM38 28V29H40V33H41V35H42V33L44 32V30H45V32L43 33V35H42V37H44V34L46 35L45 37H47V38H49L48 39V41H47V38L45 39L46 40V42H52V44H48V45H46V43H44V39H42V43H44V47L42 46V43L40 42V43H38L39 41H41V40H39L40 38H36V36H37V34H36V36H35V38H34V40H37L38 39V45H40V46H42L43 48H42V50H43V53H42V51H41V49H40V52L42 53V55L45 53V51H46V53L43 55L44 57H47V58H45L44 60L47 62V64H49L50 65V63H52V65L54 66H52V65H50V66H48L47 64V70H48V72H47V74H46V76H48V74H49V77H45V76H43L44 77V80H45V78H52L51 76H53V78H54V82L52 81L51 83H49L50 82V80H49V82H46V81H48V79H46L44 82H43V77H41L42 79H39V76L38 75H35V73L33 72V71H31L30 69L29 70H27V69H25L24 70V68L22 69L21 67H19V69L17 70L16 69V67H17V65H16V67H14L12 64L10 65V62L8 61V60H6V59H3V60H5V61H3V62H6L7 63V61H8V64L11 66V67H13V68H10L7 64H5L4 66H6V68H5V70H4V68H3V70L5 71H3L2 72V74H4V75H2V79L5 81H7V79H8V83L10 82V81H12L13 80V83H11L10 82V84H9V86H7V85H5L6 87H5V90L7 89L8 90V87H12L13 88V90L14 91H16V89H23V90H28V88H27V80H30L31 78V80L30 81H33L34 80V77L36 76L37 78H38V80L37 79H35L36 80V85L34 86V89L32 90V91H34L35 90V96H36V94H37V96L36 97H39V99L38 98H36L35 97V99L34 98H31V99H34V100H31L30 101V99L28 100H25V102L24 103H26V104H31V102H33L34 103V105L36 106V107H38L39 106V101L37 102V100L36 99H38V100H40L41 99V102L43 101V99H45L43 102L45 103V101H48L49 99L48 98H50V99H55L56 98V100H60L61 98L63 99L64 98V100H63V102H65V100H66V102L65 103H63L62 105H64V104H66V106L64 107V106H62V105H60L61 103H59L60 101L62 102V100H60L59 102H56V100L55 101H52V100H50V102L48 101V102H46L45 104L46 105H48L49 104V106L50 105H52L53 106V104L55 103L56 105H57V107H56V105L54 104V106L57 108V109H54L55 110V114L53 115V114H51V115H49L48 114V112H49V110L46 108V107H48V106H43V105H45V104H43L42 105V103L40 102V105H42L45 109H47V111L48 112H46V110L42 107V106H40L41 107V109L43 108L44 110H42L43 111V113L44 112H46V113H44V115H43V113H42V117H41V115H39V117H38V113L37 112H39V114H41L40 112H41V109H39L40 107H38V109H36L35 107H34V109L32 110V108H33V106L34 105H29V107L31 106V109H28V113L27 112H25L26 114H24V109H26V106L27 105H25V108L23 109V107H24V103L22 104L23 105V107L21 108V106H20V108H18L19 109V111H21L20 109H23L21 112H22V114H21V112H19L18 110H15V112L16 113H19V114H17V115H19L20 116V118H19V116H17V115H14L15 114V112H13L14 114L12 115V118H11V121L13 122V120H15V121H17L18 119H20V122H19V120L17 121V123H15V121L13 122V123H11L12 125H14L13 126V130H11V132H8L7 133V135L9 134H11V137H12V135L13 134H15V135H13V139L11 138V137H9L8 136V138H10L9 139V142L12 144L14 141H16V147H17V145H18V149H20L21 147H23L24 148V145H26V144H28L29 146H31L30 144H33L34 146H31V147H38V145L41 147H38L39 149H40V153L43 151L45 154H42L41 153V155H42V157L40 156V153L37 151V149H34L33 151H37L38 152V154H37V152L35 153L36 155H35V157H34V155H29L28 156V153H26V155H24V153L26 152H24V153H21L22 152V149H20L21 151H15V149L14 148H16V147H14V148H8L9 146H10V143L8 142V141H5L6 139L8 140V138H5V140H4V138L3 139H1V137H0V142L2 143V145H1V143H0V147H1V149H0V156L2 155V153H8V152H14L15 151V154L16 155H18V153L20 154H22L23 156H25V158H21V157H19V158H21V159H19V158H17V156H15V154H11V153H8L10 156H9V158L10 159H12V157L14 158H17V160L15 159H13V161H14V163H13V161H10V159L8 158V156L6 157V155H8V154H3L2 156H4V157H0V158H3V159H1L2 161H0V169L2 170V171H5V174L2 172V171H0V176H7V177H3L4 178V180H3V178L2 177H0V188L1 189H3L2 191H5V193L4 192H2L1 191V189H0V194H14V193H16V191H17V188L19 187V188H21V191H22V186H24L23 187V190H24V192H23V196H19V198H21L22 199V201H24V202H27L28 201V196H30V197H32V196H34L35 194L38 196V195H44V193L42 192L43 191V187L45 188L46 186H47V184L45 185V184H42L43 183V181H41V180H37V178H33V179H29V177H31V176H39L40 174L41 175H44V174H46V173H50L51 171H53L52 170V168L55 170L57 167L54 165V164H60V163H63V162H65L67 159L64 157V156H66L65 154H66V152H70L71 153V151L73 152V150L75 151V152H73V153H75L76 154V150H78L77 151V153H78V156H79V153L81 154V156H82V158H83V155H86V156H84L87 160H88V155L90 154H92L91 155V159H92V161L94 162V160H93V158L95 159V157L96 156H98L99 154H101V153H99V152H102V153H108V158L107 159H109V160H107L106 162H109V167L110 168H112V166H113V170L115 169V167L116 168H121L122 170L119 172V174L120 175H122V176H125V177H129V178H131V179H134L135 178V180H136V177H135V173L133 172V170L129 167V165H128V161H136V162H142V161H146V160H148V161H146L145 163H152L153 165L155 164V161H156V159H157V154H158V152H160L158 149H156V151L158 150V152L155 154V151H153V149L152 150H150L149 148V151H148V149H147V146L146 145H141L140 143L142 142L143 143V141L141 140V142L139 141L138 142V135H136L137 134V132L135 131V126H134V122L139 118V117H137V118H135L134 119V121H132L133 123H129L130 121L128 120L129 118H128V116H129V112H130V109L128 110V108H131V107H126L127 108V110L124 108V106L125 105H127V106H129L128 105V103L126 102V100L128 101V99H127V97H126V99L124 98V100H123V95H120V94H122V92H123V89H120V91H118L117 93H118V95H120V96H118L119 98L122 96V98H120V99H117L118 101H120L121 103H123L124 104V106L122 107L123 108V111L125 110V111H127V112H123L122 114H124V115H126V117L124 116V115H122V114H116V109L118 110V108H115L116 107V105H115V103L113 102L112 103V105H110L109 103L107 104V105H109L110 107L108 108V106L107 105H100V104H102V102L101 101H99V99H98V96L96 97L95 96V94H93V93H88L87 91H84V88H80V86L78 87L77 86V89L75 90V92H78V96L80 97L79 99H78V101H80V102H84V107H83V105H81L82 106V109L80 110V109H78V107H80L79 106V104L77 105V109L79 110H77L76 108H74V109H76V111L72 108V106H73V104H74V102L72 103V101H71V99L69 100V99H67L66 97H63L64 96V92H65V84L63 83V80L65 81L66 79H64L65 77H64V74H63V67H62V58H64V53L63 52H65V54H66V52H67V49L70 51V50H72V46L71 45H73L74 47H76V45L77 44H79L78 42L80 41V39H82V38H84V37H80L81 35H79V34H77V35H75L74 36V38L76 39V37L77 38H80V39H77V40H75L74 38H73V36L71 37V36H69V37H66V38H68V41H71L69 38L71 37L72 38V41L71 42H69V43H66V38L64 39V37L62 38V37H59L58 35H55V39H54V34L53 35H51V38H50V34H52V33H50V34H48V32H47V28H46V26H45V28H44V26L42 27V28ZM190 27H192V26H190ZM226 27V26H225ZM159 28V29H158ZM47 29V30H46ZM229 30V28L228 27H226L224 30H225V32H227V30ZM256 29V30H255ZM257 29H259L260 31H261V33H263V34H261L260 33V31H258ZM41 30H43V32L41 31ZM95 30H97V29H95ZM93 31L94 32V41H96V42H101L102 41V37L100 36V35H98V34H100L99 33V30L96 32V31ZM154 31V32H153ZM159 31V32H158ZM39 32V31H38ZM96 32V33H95ZM191 34H190V33ZM224 32V31H223ZM223 32H221V33H223ZM39 33V34H40ZM47 33V34H46ZM98 33V34H97ZM184 33L185 34H188V35H184ZM216 33V34H215ZM170 34V35H169ZM174 34V35H173ZM193 34V35H192ZM195 34V35H194ZM207 34V35H206ZM48 35V36H47ZM97 35V36H96ZM111 35H114V34H111ZM161 35H163V36H161ZM165 35V36H164ZM192 35V36H191ZM211 35V36H210ZM60 36H61V34H60ZM115 36V35H114ZM114 36H112L113 38H116V36L114 37ZM147 36V35H146ZM159 36V37H158ZM179 36V37H178ZM193 36H195V38L193 37ZM197 36V37H196ZM225 37V38H223V37ZM262 36V37H261ZM99 37V38H98ZM101 37V38H100ZM162 37V38H161ZM177 38L176 39V41H175V38ZM214 37V38H213ZM257 37V38H256ZM53 38V39H52ZM58 38H60V40H61V38H62V41L60 42V40H59V43H58V41H57V39ZM108 38V37H107ZM159 38V39H158ZM173 38H174V40H173ZM208 38V39H207ZM223 38V39H222ZM50 39H52V41H50ZM87 39V38H86ZM98 39H100V41L98 40ZM161 39H162V41H161ZM196 39H199L197 42H196ZM203 39L205 40L206 39V41H205V43H206V45H205V43H204V48L202 47V45H200L202 42H203ZM210 39H212V40H210ZM225 39L227 40V41H225ZM53 40H56L57 41V43H56V41L55 42H53ZM64 40V41H63ZM84 42H87L88 43V45H89V43L90 42H92L93 40H91L90 38L89 39H87L86 41H85V38L84 39H82ZM81 40V41H82ZM166 40H167V42H166ZM210 40V42H209V44H207L208 43V41ZM261 40H262V42H261ZM67 41V42H68ZM76 42V43H72V42ZM78 41V42H77ZM90 41V42H89ZM143 41H144V39H142L141 40V42L140 43H138L139 42V40L137 41V47L138 46H141V47H138V49L140 48V50H141V53L140 54H138V57H137V60L139 61H142V57H143V63H145V62H149V63H152V62H155L153 59H155L156 60V64H157V62L158 63H164L165 62V60H169V59H167L168 57L166 56V51H165V54H164V57L162 56L163 54H161L160 55V51H158V56H161L160 58L159 57H156L157 55H156V53L157 52H154V51H152V50H149L147 47H145V46H143V47H145V49L142 47V43H143ZM163 41H165L166 42V47H165V43L163 42ZM200 41H202L201 43H200ZM34 42H36V41H34ZM64 44H63V43ZM158 42H161V44H159ZM176 42V43H175ZM199 42V43H198ZM37 43H35V45L37 44ZM53 43H55V46L53 45ZM60 43H62V44H60ZM80 43H82V42H80ZM87 43H86V45H87ZM93 43V42H92ZM152 43L150 44V45H152ZM156 43V44H155ZM186 43V44H185ZM194 43V44H193ZM57 44V45H56ZM67 44H69V45H67ZM84 43H82L81 44V47H79L80 46V44H79V46L77 45V47L79 48V50H77V48L76 49H74V50H76V52L75 53H78L79 54V52L78 51H80L81 53L80 54H83L84 53V51H86L87 50V47L85 48V47H83L82 48V46H85V45H83ZM162 44H164L163 45V49H165V50H163L161 47V45ZM37 45V47L38 48H41L40 46H38ZM53 45V46H52ZM60 45V46H59ZM65 45V48H63L62 46H64ZM217 45V46H216ZM218 45H220V46H218ZM47 46V47H46ZM49 46V47H48ZM51 46V47H50ZM58 46H59V48L61 47V50L58 48ZM69 46H71V47H69ZM190 46V47H191ZM197 46V47H196ZM242 46H243V48H242ZM244 46H246V47H244ZM247 46H249V47H247ZM69 47V48H68ZM153 47V48H152ZM169 47V46H168ZM167 47V48H168ZM201 47H202V50H201ZM213 47H214V49H213ZM216 47V48H215ZM48 48V49H47ZM56 48H58V50H60V52L61 51H63V52H61L62 53V56L60 55L61 53H59V55H57V53L58 52H55L57 49ZM63 48V49H62ZM71 48V49H70ZM146 48H147V51H146ZM156 48H157V50H156ZM179 48V49H178ZM223 48V49H222ZM230 48V49H229ZM246 48V49H245ZM65 49V50H64ZM86 49V50H85ZM200 49V50H199ZM218 49H222L223 51L221 52V50H220V52L221 53H223V52H225V53H223V55L224 54H227V52H228V54L225 56V57H223V55L219 52V51H217L221 56H217V58H216V55H218V53L217 52H213V50L214 51H216V50H218ZM55 50V51H54ZM163 50V51H162ZM230 52H229V51ZM54 51V52H53ZM68 51V53L70 54V53H72V51H70L69 52ZM135 50H129L128 49V55H131V57L132 58H134L135 56H134V54H133V52H134ZM149 51H151V53L152 54H155L156 56H154L153 55V57L150 59L149 57H151V56H149L148 58H146V56H145V53L147 52V56H148V53H149V55L151 54ZM52 52V53H51ZM74 52V51H73ZM138 52V51H137ZM154 52V53H153ZM51 53V54H50ZM54 53H56V54H54ZM67 53V54H68ZM198 53V54H197ZM217 53V54H216ZM239 53H242L241 54V56H240V54ZM252 55V57H251V55ZM53 54V55H52ZM213 54V55H212ZM216 54V55H215ZM232 54H235V55H238V57L236 56V58H237V60H239L237 63H232L233 61H234V56H232ZM243 54H245L244 56H243ZM47 55V56H46ZM50 55V56H49ZM142 55V56H141ZM210 55V56H209ZM51 56H52V59H50L51 58ZM58 56H60V57H62V58H60V57H58ZM211 56H213L212 58H211ZM140 57V59H138ZM165 58V59H163V58ZM219 57V58H218ZM241 57V58H240ZM53 58H55V59H53ZM115 59H116V57H114ZM113 58V59H114ZM147 60H146V59ZM159 58V59H158ZM59 59L61 60V61H59ZM149 59H150V61H149ZM161 59V60H160ZM229 59V60H228ZM241 59V60H240ZM253 59V60H252ZM54 60V61H53ZM146 60V61H145ZM153 60V61H152ZM164 62H163V61ZM233 60V61H232ZM237 60H235L234 62H236ZM1 61V62H2ZM44 61V62H45ZM56 61H57V63H56ZM115 61V60H114ZM200 61V60H199ZM206 61L207 62H212L213 63V65L211 66V64H210V62L208 63V64H210L209 66L211 67V69H209V66H207L208 64L206 63ZM242 61V62H243ZM246 61V62H245ZM16 62V61H15ZM48 62H50V63H48ZM60 62V63H59ZM141 62V63H142ZM147 62V63H148ZM166 62H168V61H166ZM17 63V62H16ZM54 63H56V64H58L57 66H56V64L54 65ZM146 63V64H147ZM3 64V63H2ZM153 64V63H152ZM187 64V63H186ZM198 65H200V66H202L203 65V63H200V64H198ZM203 65V67H205ZM244 65V66H245ZM249 65H251L250 67H249ZM51 66H52V69H50L51 68ZM56 66V67H55ZM61 66V67H60ZM200 66H197V67H195L196 69V73L199 75V78H198V76H196L197 74L195 73L194 74V69L192 68L193 66L191 65L190 67L187 65V67L185 66L184 68H186V69H183V67H181V68H179V72H180V74H179V78H180V81L181 82H179V83H183V81H184V79H186L185 77H182L185 73H186V71H183V70H187V68L189 69V68H191L190 69V71H187V73H188V75L189 74H191V76H193V77H195L196 76V78H198V79H202L203 80V78H206V77H210V76H208V74H207V76H205V74H206V72H207V69L205 70L203 67V70H202V68H200ZM239 66V64H237V67ZM254 66H255V64H254ZM8 67V68H7ZM50 67V68H49ZM59 68L60 67V69H59V72H61L62 73V77H60V74H59V72H58V69H56V68ZM246 67V66H245ZM10 68V69H9ZM26 68V67H25ZM53 68L56 70V71H52L53 70ZM62 68V69H61ZM12 69V70H11ZM22 69V70H21ZM198 69L201 71L200 72V74H199V71H198ZM236 69H238V68H236ZM9 70V71H8ZM20 70V71H19ZM180 70H182V71H180ZM211 71V72H214V71ZM252 70L253 69H251V72H252ZM254 70H255V67H254ZM254 70H253V72H254ZM11 71H13L14 73H11ZM21 71L23 72V73H21ZM30 72L29 74L27 73V72ZM50 71H52V73H49ZM192 71V72H191ZM205 73H204V72ZM215 71V72H216ZM26 72V73H25ZM185 72V73H184ZM189 72H191V73H189ZM211 72H207V73H209V74H212L211 76H213L214 75V73H211ZM6 73V74H5ZM34 74V77H33V74ZM184 73V74H183ZM187 73L185 74V75H187ZM16 74H17V76H16ZM25 74H27V76L25 75ZM30 74H32L31 76H29ZM51 74V75H50ZM202 74H203V76H202ZM9 76V77H7V76ZM22 75H24L26 78H27V80H25L26 78H24V76H22ZM184 75V76H185ZM200 75H201V77H200ZM55 76H56V78H55ZM7 77V78H6ZM17 77H20V80H19V78H17ZM35 77V78H36ZM6 78V79H5ZM21 78H22V80H21ZM30 78V79H29ZM67 78V77H66ZM181 78H184L183 80L181 79ZM63 79V80H62ZM10 80V81H9ZM41 80H42V82H41ZM52 80V79H51ZM22 81V82H21ZM37 81L39 82H41V83H38L37 84ZM233 81V82H234ZM26 82V83H25ZM231 82V81H230ZM229 82V83H230ZM25 83V84H24ZM44 83V84H43ZM46 83V84H45ZM232 83V82H231ZM230 83V84H231ZM244 83V84H243ZM251 83H253V81L251 82ZM49 84H52V85H49ZM189 83H187V86H188V88H190V87H192V85H188ZM55 87H54V86ZM199 85V84H198ZM233 85H235V84H233ZM252 85V84H251ZM51 86V87H50ZM53 86V87H52ZM59 86H61V87H59ZM2 87H4L3 85L2 86H0V92H1V90H3L4 88H2ZM50 87V88H49ZM240 87V88H239ZM2 88V89H1ZM11 88V89H12ZM55 89L54 91H53V89ZM56 88H58V89H56ZM59 88H63L62 90L60 89L59 90ZM10 89V88H9ZM52 91H51V90ZM65 89V90H64ZM117 89V88H116ZM187 89V88H186ZM43 90V91H42ZM49 90V91H48ZM64 90V91H63ZM80 90H82L83 91V93H82V91H80ZM195 90V89H194ZM197 90V89H196ZM201 90L202 91H205V90H203L202 88H201ZM45 91V92H44ZM60 91H63V92H60ZM122 91V92H121ZM202 91H198L197 93H201ZM37 92V93H36ZM51 92H53L52 94H51ZM57 92H59L58 93V95H61L62 94V96L60 97V96H57ZM86 92V93H85ZM243 92V91H242ZM2 93V92H1ZM4 93V92H3ZM42 93V94H41ZM81 93V94H80ZM88 93V94H87ZM193 93H195V92H193ZM205 93V92H204ZM204 93L202 92V94H203V96H204ZM244 93V92H243ZM263 93H264V90H263ZM5 94V93H4ZM56 95V97H55V95ZM83 94V95H82ZM202 94H200V95H202ZM239 94H242L241 92H239ZM47 95V96H46ZM49 95V96H48ZM53 96V98H52V96ZM67 95V94H66ZM65 95V96H66ZM87 95V96H86ZM221 96H222V94H220ZM30 96H33L32 94L30 95ZM43 96V97H42ZM84 96V97H83ZM95 96V98L97 99H95V100H93V97ZM220 96V97H221ZM242 96V95H241ZM40 97H42V98H40ZM59 97H60V99H59ZM88 99L87 101H85L86 100V98ZM91 98L90 100H92V101H99V102H101V103H99V102H97L98 104H99V106L97 105V103L96 102H94V103H96V104H94L92 101H90L89 100V98ZM245 97H247V95L245 96ZM194 98L195 97H193V94H185V95H183L182 96V101H191V100H194ZM222 98H224V97H222ZM221 98V99H222ZM243 98H244V94H243ZM46 99H48V100H46ZM81 99H82V101H81ZM69 100V101H68ZM225 100H228V101H225ZM225 100H222V101H225V102H230L229 100L230 99H228L226 96H225ZM29 101V102H28ZM35 101V102H34ZM51 101H52V104H51ZM90 101V102H89ZM123 101V102H122ZM211 101V100H210ZM232 101V100H231ZM234 101V100H233ZM263 101V100H262ZM54 102V103H53ZM68 102H70V108L72 109L71 111L69 110V108H67V107H69V105H67L68 104ZM108 102V101H107ZM120 102H118V105H123V104H120ZM37 103V104H36ZM59 104V107L61 106V107H64V108H62V111L63 112H61V113H59L60 111H61V108H58V104ZM72 103V104H71ZM79 103V102H78ZM93 103V104H92ZM103 103H105L106 104V102H104L103 101ZM126 103V104H125ZM210 103V102H209ZM226 103V104H227ZM234 103V102H233ZM232 102H231V104H233ZM75 104H77V103H75ZM80 104H83V103H80ZM211 106H209L210 108H212L213 110H214V108H215V102H213V101H211ZM214 104V105H213ZM38 105V106H37ZM92 105V106H91ZM117 105V106H118ZM262 105H264V102L262 103ZM52 106H50L49 108H52ZM76 106V105H75ZM74 106V107H75ZM102 106H104V108L102 107ZM106 106V107H105ZM111 106H115L114 107V109H113V107H111ZM28 107V108H29ZM55 107H53V108H55ZM94 107V108H93ZM102 107V108H101ZM118 107H120V106H118ZM188 107L190 108V105H188ZM192 107V106H191ZM217 107H218V105H217ZM52 108V109H53ZM105 108H107L108 109V111H107V109H105ZM111 108V110H109ZM220 108L221 107H219L218 109H216L215 108V110H214V112H215V114L218 116V114L217 113H220L221 112V116L219 115L218 117L216 116V118H214L215 116V114L213 113V115H211L212 113V111H209V114L211 115V116H209V114H208V118L209 117H213L212 119L214 120V122H216V124H213L211 127L209 126V128L207 129V132H209L210 131V129H212L213 128V126L215 127V125H216V127H220V125L223 123V125H221V128L224 130V128H225V130H224V133L225 132H227L229 129L225 126V124H226V122L224 121V120H226L227 121V118H225V116H224V112H225V109H224V112H223V109L222 110H220ZM36 109V111L37 112H34V110ZM66 109V110H65ZM69 111H68V110ZM106 111H105V110ZM121 108H119V110H120ZM193 109V108H192ZM191 108H190V115H189V112L188 113H186L185 115H183V113L181 114V112H179V110L178 111H176V112H174V114H176L179 118H177V119H179L178 121H179V123H176V125H178V126H175L177 129L178 128H180V126H181V129L183 130L184 128V130L183 131H181V132H183V133H185V134H187L188 132V134L185 136L186 137V139H185V144L182 146V152H184L183 153V157L184 158H186V162L188 163V162H191L192 161V163L193 164H195L194 162H196V160L198 161V159H199V157L197 158V159H195L194 160V157L195 156H193L194 154H193V151L192 152H189L188 154L185 152V149H189L190 147H191V150L193 149L192 147H195V148H199L197 151H196V153H195V155H199L200 157H201V155L204 153L205 154V152L204 151H206V147H207V145L208 146H210L211 144H213L212 142H204L206 139H205V136H206V138H207V135H206V129H198V126H195V124L196 125H198L199 123H198V117L197 116H195L194 115V110H192ZM53 110V111H54ZM57 110V111H56ZM113 110V111H112ZM118 110V111H119ZM217 110V111H216ZM51 112H52V110H50ZM68 113H67V112ZM73 111V112H72ZM65 112V113H64ZM120 113H121V110L119 111ZM118 112V113H119ZM63 113V114H62ZM75 113H77V114H75ZM128 113V114H127ZM223 113V114H222ZM231 113H234L233 111L231 112ZM22 116H21V115ZM33 114V115H32ZM35 114V115H34ZM46 114V115H45ZM48 114V115H47ZM59 114V115H58ZM193 114V115H192ZM24 115H26V117L24 116ZM58 116V117H56V116ZM65 117H64V116ZM70 115V116H69ZM117 115V116H116ZM176 115H173V116H176ZM222 115H223V117H222ZM13 116H15V117H18V119L16 120V119H13ZM29 116V117H28ZM45 116H46V118H48V119H52V118H54V120L56 119V121H54V123L52 124L51 123V125L49 124L50 123V120L48 121L46 118H45ZM49 116H52V117H49ZM53 116H55V117H53ZM61 116H63V117H61ZM105 116V117H104ZM186 116V117H185ZM189 116V117H188ZM192 116V117H191ZM14 117V118H15ZM23 117V118H22ZM25 117V118H24ZM33 117L35 118V119H33ZM37 117V118H36ZM79 117V118H78ZM104 117V118H103ZM184 117H185V119H184ZM41 118V122L39 121V119ZM44 118V119H43ZM66 118V119H65ZM68 118V119H67ZM108 118V119H107ZM187 118H188V121H190V123L187 121ZM194 118L195 120H193L192 121V119ZM198 118V119H197ZM218 118V119H217ZM221 118L223 119V120H221ZM225 118V119H224ZM23 119V120H22ZM33 119V120H32ZM46 119V120H45ZM59 119V120H58ZM60 119H62V120H60ZM81 119V120H80ZM183 120L184 122H183V124H182V121L181 120ZM201 119V118H200ZM259 119H261V118H258V120H255V122L257 123L258 121H260ZM263 119V121H264V117L262 118ZM31 120V121H30ZM57 120H58V123H56L57 122ZM66 120L68 121V122H66ZM71 122H70V121ZM75 122H74V121ZM115 120V121H114ZM138 120H140L139 122H142V120L139 118ZM138 120H137V122H138ZM218 120V121H217ZM25 121V122H24ZM45 121H46V123H45ZM64 121V122H63ZM118 121V122H117ZM201 122H202V120H200ZM221 121V122H220ZM223 121V122H222ZM19 122V123H18ZM49 122V123H48ZM60 122V123H59ZM64 124H63V123ZM98 122V123H97ZM196 122V123H195ZM200 122V123H201ZM213 122V123H214ZM217 122H219V123H217ZM253 123H254V121H252ZM28 123H29V125H30V127H29V125H28ZM34 123V124H33ZM100 123V124H99ZM102 123V124H101ZM191 123H192V125H191ZM225 123V124H224ZM42 124V125H41ZM47 124H49L48 126H47ZM59 124H60V126H59ZM68 126H67V125ZM70 124V125H69ZM95 124H97V125H95ZM129 124V125H128ZM132 124V126H134L133 128L130 126ZM179 124H181V125H179ZM187 124V125H186ZM189 124V125H188ZM210 124H212V123H210ZM209 124V125H210ZM217 124H218V126H217ZM11 125V126H12ZM22 125V126H21ZM54 125V126H53ZM55 125H57L56 127H55ZM65 125V126H64ZM81 125V126H80ZM186 125V127H184ZM260 125V124H259ZM43 126V127H42ZM45 126V127H44ZM62 126H64V127H62ZM96 126H100V127H96ZM120 126V127H119ZM124 126V127H123ZM189 126V127H188ZM253 126V125H252ZM251 126V128H250V132L248 133V134H246V136L244 137V138H242L241 140H237V142L235 141V135H234V133H232V135H231V132L230 133H228L227 134V137H224V140H225V146L224 147H226L227 146V148L229 147V148H232V149H235V151H238V150H240V149H242V146H243V142H244V144H246V146L248 145V142H249V145L247 146L248 148V150L251 148L253 151H255L256 152V154H261L260 156L258 155V159H257V161H255V163H253V169H254V171H255V177L257 178V174H259V172H260V169H261V164H264V153H263V151H264V148H263V146H264V140L262 139L261 141H260V137H258V135H256V131H258L260 128L258 127L257 129L258 130H256L255 131V128H253ZM256 126H258V123L256 124ZM29 127V128H28ZM33 127V128H32ZM50 127V128H49ZM64 129H62V128ZM68 127V128H67ZM72 128L73 127V130L71 129V131H70V128ZM195 127V128H194ZM61 128V129H60ZM76 128V129H75ZM96 128V129H95ZM98 128H101V130H99ZM106 128H107V130H106ZM197 128V129H196ZM12 129V128H11ZM56 129V130H55ZM59 129V130H58ZM67 129H69V134L70 133H73L74 132V130H76L75 131V135H73V137H72V135L70 134V137L68 138V137H66V135H63L66 131H67ZM82 129V131H80ZM92 129V130H91ZM118 129V130H117ZM191 129V130H190ZM194 129V130H193ZM252 129H254V130H252ZM53 130H55L53 133H51ZM63 130V131H62ZM95 130H97L96 131V133L94 134V132H95ZM196 131V133H194L193 131ZM205 130V131H204ZM209 130V131H208ZM252 130V131H251ZM13 131V132H12ZM58 131V132H57ZM59 131H61L62 133H60ZM78 131H80L79 132V136L83 139V141H81V142H79L81 139H79L80 137L78 136ZM134 131L136 132V133H134ZM178 131H180V130H178ZM192 131V132H191ZM260 131V130H259ZM198 132H200L199 134H201V135H203V134H205V136L203 135V136H201V137H203V139L200 137V135L198 134ZM31 133V134H30ZM54 133H56V134H54ZM59 133H60V135H59ZM81 133H83V134H81ZM196 135V137H195V135ZM252 133V134H251ZM35 134V135H34ZM52 134H54V136L52 135ZM66 134V133H65ZM69 134L67 133V136H69ZM190 134L192 135H194V136H190ZM4 135H6V134H4ZM21 135V136H20ZM25 135V136H24ZM57 135H59V136H56ZM84 137H82V136ZM91 135H93V136H91ZM199 135V136H198ZM231 136V137H229V136ZM251 135V136H250ZM3 136V135H2ZM31 136V137H30ZM37 136V138H35ZM50 136V137H49ZM75 136V137H74ZM125 136H126V138H125ZM137 136V137H136ZM197 136H198V138H197ZM233 136V137H232ZM248 136H249V138H248ZM254 136L256 137V138H254ZM3 137H5V136H3ZM39 137H40V139H39ZM51 137H52V139H51ZM55 139H54V138ZM72 137V138H71ZM136 137V138H135ZM188 137V138H187ZM193 137V138H192ZM31 140H30V139ZM56 138H59V139H56ZM74 138V139H73ZM91 138V139H90ZM199 138H201L202 140H199ZM228 139V140H226V139ZM231 138V139H230ZM16 139V140H15ZM20 139V140H19ZM35 140V141H33V140ZM62 141H61V140ZM68 139H69V141H68ZM73 139V140H72ZM85 139V140H84ZM111 139V140H110ZM136 139V140H135ZM139 139H141L140 137H139ZM193 139V140H192ZM195 139H197L196 141H195ZM205 139V140H204ZM244 139V140H243ZM255 139H256V141H255ZM258 139V140H257ZM14 140V141H13ZM17 140H18V144H17ZM52 140V141H51ZM54 140V141H53ZM55 140H56V142H55ZM57 140H60L61 141V143H60V141L59 142H57ZM65 140V141H64ZM204 140V141H203ZM232 140H234L236 143L234 144L235 146H234V148H233V146H231L230 144H232L231 142H233ZM5 141V142H4ZM11 141H13V142H11ZM37 141V142H36ZM67 141V142H66ZM194 141V142H193ZM199 141H201V142H204V143H202L201 144V142H200V144H199ZM229 143H228V142ZM257 141H260V144H258V142ZM4 142V143H3ZM23 142V143H22ZM24 142H25V144H24ZM55 142V143H54ZM76 142V143H75ZM79 142V143H78ZM128 142V143H127ZM197 142V143H196ZM7 143H9V144H7ZM15 143V142H14ZM36 145H35V144ZM50 143L51 144H53L54 146H56V147H54V146H52V145H50ZM68 143V144H67ZM240 143V144H239ZM21 144H22V146H21ZM24 144V145H23ZM38 144V145H37ZM56 144V145H55ZM63 144V145H62ZM74 144V145H73ZM99 144V145H98ZM192 144V145H191ZM194 144H196V145H194ZM198 144V145H197ZM3 145H5L4 147H3ZM8 145V146H7ZM13 145H15V144H12L11 146H13ZM27 145V146H28ZM49 145H50V147H49ZM67 145V146H66ZM70 145V146H69ZM238 145H240V146H238ZM260 145V146H259ZM7 146V147H6ZM10 146V147H11ZM19 146H21V147H19ZM45 148V151H44V148ZM76 146V147H75ZM142 146V147H141ZM144 146H145V148H144ZM199 146V147H198ZM202 146V147H201ZM256 146V147H255ZM2 147L5 149H2ZM36 147V148H37ZM49 147V148H48ZM52 147V148H51ZM29 150H31L32 148H29V147H27ZM48 149V152H47V149ZM56 148V149H55ZM92 148V149H91ZM8 149V150H7ZM14 149V150H13ZM42 149V150H41ZM53 149V150H52ZM63 149V150H62ZM72 149V150H71ZM96 149L99 151L98 153H96L97 151H96ZM104 149V150H103ZM154 149V150H155ZM201 149H204V151H203V153H202V151H201ZM2 150V151H1ZM7 150V151H6ZM9 150H11V151H9ZM17 150V149H16ZM55 150V151H54ZM71 150V151H70ZM91 150V151H90ZM93 150L95 151L94 152V154L93 153H90V152H93ZM137 150V151H136ZM147 150V151H146ZM181 150V149H180ZM53 151V152H52ZM57 151V152H56ZM145 151V152H144ZM16 152H18V153H16ZM151 154H149V153ZM152 152V153H151ZM202 154H201V153ZM258 152V153H257ZM48 153L50 154L51 153V155H53V156H48ZM53 153V154H52ZM64 153V154H63ZM69 153V154H70ZM111 153V154H110ZM148 154V156H147V154ZM263 153V154H262ZM56 154V155H55ZM83 154V155H82ZM153 154V155H152ZM155 154V155H154ZM193 154V155H192ZM13 155V156H12ZM21 155V156H22ZM44 155H46V156H44ZM73 155V159L75 160L76 158H79L80 159V161H79V159H76L77 161H78V166L76 165V167H79L80 168V166H85V163H86V165H88V166H90V163H91V165H92V162L90 161L89 162V160H88V163L89 164H87V161H85L86 159L84 158V159H82V158H80L81 156H79V157H76V158H74V154H72ZM89 155V156H90ZM18 156H20V155H18ZM31 156H33L34 158H32ZM38 156H40V157H38ZM55 156V157H54ZM76 156V155H75ZM112 156H114V158L115 159H113V157ZM154 156L155 157V159H154V157L152 158V157ZM186 156V157H185ZM263 156V157H262ZM36 157H37V159L38 158H40V160H38V162H39V164H40V162H41V158H43L42 159V162H41V166L38 164V162L36 161L37 159H36ZM49 157V158H48ZM50 157H52V159L50 160ZM101 157V156H100ZM112 157V158H111ZM152 159H151V158ZM193 159H192V158ZM204 156L202 155V157L201 158H203ZM29 158V159H28ZM45 158H48L49 160H47V159H45ZM131 158V159H130ZM146 158V159H145ZM200 158V159H201ZM223 158V157H222ZM222 158H220L221 160V162H223L224 161V158L222 159ZM5 159H7L6 161H5ZM30 159H31V161H30ZM64 159V160H63ZM90 159V160H91ZM99 159H101V158H98V160ZM117 159V160H116ZM126 159V160H125ZM137 159H138V161H137ZM145 159V160H144ZM36 161V163H35V161ZM83 160L85 161V163L83 162ZM259 160V161H258ZM261 160V161H260ZM9 161H10V163H9ZM34 163H33V162ZM44 161H45V163H44ZM48 161H49V163H48ZM82 161V163L80 164L79 162H81ZM115 161H117L116 163H115ZM27 162H30V163H27ZM31 162L33 163V165L35 164V167H32L33 165L31 164ZM48 163V165H52V168H51V171H48V170H50L48 167L47 168H45L46 166H48V165H46L45 166V164H47ZM52 162V164H50ZM126 162H127V164H126ZM201 163H205L202 159H201V161H200ZM254 162V161H253ZM26 163L27 164H29L28 166L26 165ZM42 163L44 164V167L42 166ZM198 163H199V161H198ZM258 163V164H257ZM39 166H38V165ZM79 164H80V166H79ZM108 164V163H107ZM116 164V165H115ZM200 164V163H199ZM30 165H32V166H30ZM53 165L55 166V168L53 167ZM202 165H204V164H202ZM201 164H200V166H202ZM226 165H227V163H225V167H226ZM228 165H230V163L228 164ZM227 165V166H228ZM259 165V166H258ZM160 166H161V164H160ZM159 166V167H160ZM4 167V168H3ZM26 167H28L29 168V170H28V168H27V170H25L26 172H28L27 174L26 173H24V170H23V168L25 169ZM206 168V164L204 165V166H202V167H200V170H202L201 172H203V170H205V168ZM229 167H231V166H229ZM79 168H77V171H80L79 170ZM81 168H83V167H81ZM80 168V169H81ZM86 168H87V166H86ZM86 168H83L84 170H86ZM89 168V167H88ZM87 168V169H88ZM150 168V167H149ZM152 169H150L149 171H141L140 173H139V176H138V179H137V181H138V183H139V185H141V186H143V187H145L146 189H147V191L145 192V191H143L144 193V195H143V198H145V199H147V198H149V199H152V200H154L153 199V187L152 186H150V182L149 181H147L148 179H147V177H149L148 175L150 174L151 175V178L153 179V180H155L156 179V176L159 174V170H158V167H151ZM204 168V169H203ZM259 168V169H258ZM48 169V170H47ZM83 169H82V171H80L81 173H79V174H82L84 171H83ZM132 171H131V170ZM156 169V170H155ZM175 169V170H174ZM173 170L174 171H176V172H178L179 171V169H177V168H174ZM225 169H227V168H225ZM255 169H257V170H255ZM45 170H47V171H45ZM155 170V171H154ZM168 170V169H167ZM187 171H190V169H189V167L186 169ZM229 170H231L230 168H229ZM259 170V171H258ZM262 170H264V169H262ZM6 171H7V173L9 172V171H12V172H17L18 174H20L19 176L20 177H18V176H16V174L15 173H13V174H11V175H13V176H11L9 173V175L6 173ZM23 171V172H22ZM228 171V170H227ZM1 172H2V174H4V175H1ZM86 172H88V170L86 171ZM85 172V173H86ZM151 172V173H150ZM183 172V173H182ZM181 173H182V175H183V177H185L184 175H186L184 172H185V169H183V171H182ZM53 172H51L50 174H52ZM60 173L61 174H63V175H66L65 176V178L64 177H62V180H61V178H60V182L64 185V187H65V189H67L68 190V188H69V186H71L72 184V176H73V174H72V172L70 173L69 172V170L68 169H66V168H63V169H61L60 170ZM217 172L215 171V174H216ZM22 174H25V176H23ZM29 174H30V176H29ZM89 174V173H88ZM134 174V175H133ZM200 172L196 175V176H194V175H190L189 177H186V178H183L182 177V180H180L179 181V183H178V186L179 185H181L182 183H183V185H181L182 187H183V189H187V188H191L189 185H188V183H190V184H192L193 183V185L194 184H196L197 183V181L199 180L198 179V177L200 176ZM28 177H27V176ZM40 175V176H41ZM187 176V175H186ZM212 176V175H211ZM18 177V178H17ZM124 177V178H125ZM213 177V176H212ZM255 177H253L252 176V174L251 173H249L248 175H247V177H246V179H244L243 181H242V185L243 184H249L251 181H252V179H254ZM23 180H22V179ZM32 178V177H31ZM199 178H201V177H199ZM25 179V180H24ZM53 179H55V180H57V179H59V174H58V178L57 177H53ZM192 179V180H191ZM260 178H258V179H254V180H259ZM3 180V181H2ZM6 180V181H5ZM26 180H28L27 182V184H26ZM55 180H53V181H55ZM64 180V181H63ZM8 181H9V183H8ZM22 182V184L23 183H25V184H21V182ZM29 181L31 182V181H33V182H31V183H29ZM42 182V183H40V189H42V191L41 190H39V186H38V188H35V183L36 182ZM51 182L50 184H52V185H54L55 186V183H57L58 184V182H56L55 181V183L54 182ZM58 181V180H57ZM63 181V182H62ZM2 182H5V184H6V187H5V185H4V183H2ZM13 182V183H12ZM19 183V184H16V183ZM45 182V181H44ZM161 182V180L159 181V183ZM185 182V183H184ZM195 182V183H194ZM12 183V184H11ZM71 185H70V184ZM258 183H259V185H263V187H264V180L262 181H258ZM11 184V185H10ZM14 184H15V186H14ZM20 184H21V186H20ZM37 184H39V183H37ZM56 184V185H57ZM236 184H239V185H237V186H240L241 185V183H236ZM2 185V186H1ZM9 185V186H8ZM17 185H19L18 187H17ZM3 186H4V188H3ZM36 186V187H37ZM43 186V187H42ZM51 186V185H50ZM54 186H53V188H54ZM9 187V188H8ZM12 187V188H11ZM42 187V188H41ZM48 187V186H47ZM46 187V188H47ZM152 187V188H151ZM186 187V188H185ZM11 188V189H10ZM13 188H15L14 190H13ZM45 188V189H46ZM50 188V187H49ZM49 188H47V189H49ZM5 189V190H4ZM8 189V190H7ZM35 189H38L40 192H37ZM46 189V190H47ZM262 189H264V188H262ZM13 190V191H12ZM49 190H53L52 188L51 189H49ZM49 190H47L46 192H45V190H44V192H45V194L49 191ZM8 191H9V193H8ZM19 191V190H18ZM36 191V192H35ZM51 191L50 192H48V194H50L51 193ZM54 192H56L55 190H53ZM52 191V192H53ZM124 191V192H123ZM121 193V195H119L120 197H126V194L127 193H125V192H127V191H130V190H123ZM42 192V193H41ZM53 192V193H54ZM209 192V191H208ZM41 193V194H40ZM10 194V195H11ZM34 194V195H33ZM55 194V193H54ZM206 194V193H205ZM209 194V193H208ZM207 194V196L209 197V195ZM27 195V196H26ZM56 196H58V194L56 195ZM19 198H17L16 200H20ZM27 198V199H26ZM32 198H34V200H35V197H32ZM39 198V197H38ZM45 198V200H49V202L51 203V205H49L50 207L47 209V211H46V214L49 216V217H52V215L57 219V218H60V215L64 212V205H61V202L59 201V199L57 200V199H52V200H50L48 197H44ZM89 199H90V197H88ZM40 199V198H39ZM41 199H42V196H41ZM40 199V200H41ZM70 200V199H69ZM73 199H71V201H72ZM80 201H82V199H79ZM78 199H76V201H79ZM66 200H63V202L66 204V202H65ZM68 201V200H67ZM79 201V203H78V205H79V207L82 209L83 208V210H81L80 212H78L77 213V219L78 220H82L83 219V213L84 212H86V213H91V211H89L88 210V207H87V203L84 201V199H83V201L82 202H80ZM155 201V200H154ZM39 202V200L36 202V203H38ZM69 203H70V201H68ZM69 203H67V204H69ZM82 203L84 204V205H82ZM27 204V206H26V211L28 212L27 214H26V216L27 215H29L28 217H30L29 219H28V217H26L27 219L26 220H28V221H31V220H36V218H35V209H36V213H37V210L38 211H40V212H38V213H44L45 212V209L44 208H46V207H43V206H41V204H38L37 206H35V207H31V205H30V203L29 202H27L26 203ZM33 204H35V201H33ZM86 204V205H85ZM28 205H29V207H28ZM77 205V206H78ZM153 205H156V202H153ZM40 206H41V208L44 210H41V208H40ZM38 207V208H37ZM3 212H5L6 213V210H2ZM52 211V212H51ZM0 212H1V210H0ZM2 212V213H3ZM50 212V213H49ZM54 212H56V213H58V216H57V214L56 213H54ZM37 213V214H38ZM45 214V215H46ZM50 214H51V216H50ZM65 214V213H64ZM65 216V215H64ZM37 217V216H36ZM54 217H52V218H54ZM62 218V217H61ZM61 218H60V220H61ZM43 219V218H42ZM41 218H39L38 220V223L40 222V224H42L43 225V228H44V226H45V224L43 223V221L44 220H42ZM75 220V219H74ZM74 220H71V221H67L66 223H61V221H59V219L57 220L58 222H60V224H62V225H60V224H58V222L56 223L57 225H56V228L58 229L60 226H62V227H64V228H69L70 227V225H71V223H73L74 222ZM28 221H26V225H28L29 223H28ZM42 225H41V229H43L42 228ZM58 225H60V226H58ZM58 226V227H57ZM27 228V227H26ZM28 229L29 228H27L26 229V239L27 238H29L30 236L28 235L29 234V231H28ZM59 229H61V228H59ZM54 232V230H48V231H46V230H43V231H40L39 232V239H41V237L43 236V235H46V234H51V233H53ZM118 233H116L115 234V238H118V236H119V238H122V239H124V237L125 238H130L129 236H130V234H127V233H125V236H124V233H119V235H117ZM154 234V233H153ZM116 235H117V237H116ZM128 235V236H127ZM121 236V237H120ZM134 236V235H133ZM153 237V235L151 234V235H149V236H147V237ZM154 236H156V234H154ZM44 238V237H43ZM118 238V239H119ZM117 240V239H116ZM124 242H130V241H124ZM98 243V242H97ZM98 245V246H97ZM246 246H244V248L243 247H241V248H243L242 250L241 249H238L240 246H238L237 247V249L239 250V251H237V249H236V247L235 248H233V249H235V250H232V248H230V246L232 247L233 245H230L229 247H227L226 248V250H224V246L223 245H217L218 246V248H222L223 250L221 251V249L219 250L218 248H216V249H218V250H216V249H214L213 251L212 250H209V249H207V251H203V250H201V249H199V250H192L193 252L194 251H196V254H195V252L193 253L190 249H189V251H188V249H186L184 252H182V250H179L182 254H183V256L184 255H186V257H178V256H181L180 254V252H179V255H178V251H177V254H176V250H175V254L172 252V254L173 255H176L177 257H176V260L178 259V260H183V261H193V264H202L200 261H203V257L204 256H202V255H205L206 253L208 254V257H209V255L211 254V257H213L212 259H219V258H222V257H225V258H227V257H230L231 258V256L230 255H235V254H245V252L247 253V251H248V244H245ZM92 246H95V247H98V248H94V249H97V250H111V247L113 248V250L114 251H120V250H122V249H124V250H122V251H136V250H141L142 248H143V246L142 245H124L122 248H121V246H112V245H110V244H105V243H100V244H96V243H94ZM130 246V247H129ZM219 246H222V247H219ZM100 247V248H99ZM102 247V248H101ZM117 247H119V248H117ZM215 247V246H214ZM234 247V246H233ZM130 248H132V250L130 249ZM164 247L162 246V249H163ZM26 250H24L22 253H24V252H26V253H24V255L22 254V256H28L29 255V245H28V247H26L25 248ZM117 249V250H116ZM119 249V250H118ZM144 249V248H143ZM212 249V248H211ZM0 250H4V249H0ZM71 250V249H70ZM92 250H93V248H92ZM209 250V251H208ZM216 250V251H215ZM244 250V251H243ZM55 251H57V250H55ZM243 251V252H242ZM1 252V251H0ZM189 252H190V254H189ZM192 252V253H191ZM199 254H198V253ZM205 252V253H204ZM215 252V253H214ZM219 252V254L221 253L222 255H219V254H217ZM229 253V254H226V253ZM233 252V253H232ZM188 253V254H187ZM204 253V254H203ZM28 254V255H27ZM194 254V255H193ZM206 254V255H207ZM217 254V255H216ZM224 254V255H223ZM226 254V255H225ZM131 255L132 254H126V256H120V257H123V258H125V259H128V258H130L131 257ZM161 255V254H160ZM163 255V254H162ZM167 255H169V254H167ZM196 255V256H195ZM201 255V256H200ZM215 255V256H214ZM152 256V255H151ZM165 256V255H164ZM190 256H192V257H190ZM133 257V256H132ZM210 257V258H211ZM216 257H218V258H216ZM239 257H241V256H239ZM204 262V261H203ZM181 264H184V263H182L181 262ZM210 264H217V262H216V260H215V262H211Z\"/></svg>", "mask_w": 264, "mask_h": 264}, {"label": "water", "instance_id": "obj_3", "mask_svg": "<svg viewBox=\"0 0 264 264\" xmlns=\"http://www.w3.org/2000/svg\"><path fill=\"white\" fill-rule=\"evenodd\" d=\"M23 192L22 188V191L19 189L12 195H0V210L7 212L6 227L12 229L7 231L6 228L0 226V249H18L26 245V203L19 198L23 196ZM17 198L20 200H16Z\"/></svg>", "mask_w": 264, "mask_h": 264}]
</instances>
